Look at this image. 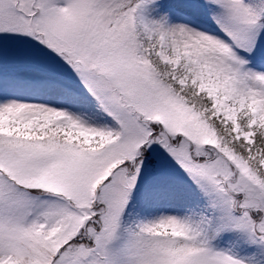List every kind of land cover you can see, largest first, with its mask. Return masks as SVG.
Returning a JSON list of instances; mask_svg holds the SVG:
<instances>
[{
    "label": "snow or ice",
    "instance_id": "obj_1",
    "mask_svg": "<svg viewBox=\"0 0 264 264\" xmlns=\"http://www.w3.org/2000/svg\"><path fill=\"white\" fill-rule=\"evenodd\" d=\"M0 264H264V0H0Z\"/></svg>",
    "mask_w": 264,
    "mask_h": 264
}]
</instances>
